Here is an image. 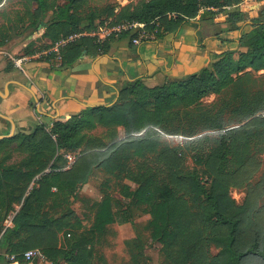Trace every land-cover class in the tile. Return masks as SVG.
<instances>
[{"label":"trees","instance_id":"obj_1","mask_svg":"<svg viewBox=\"0 0 264 264\" xmlns=\"http://www.w3.org/2000/svg\"><path fill=\"white\" fill-rule=\"evenodd\" d=\"M29 1L35 6L28 35L42 27L38 39L48 42L30 40L22 48L27 55L71 33L98 30L109 18L143 22L156 37L202 9L212 19L224 16L229 30L248 18L239 6L243 0H141L119 14L106 8L104 19L95 13L80 16L77 7L84 0ZM251 27L241 33V49L223 51L198 72L153 87L140 79L128 82L109 105L87 107L50 126L41 123L29 133L0 139V261L4 253L40 248L46 264H90V239L74 236L62 247L59 235L82 227L70 204L98 168L115 180L121 196L145 205L150 237L170 264H264V176L253 181L262 167L264 91L244 87L247 68L264 69V20L252 17ZM2 34L0 47L8 42ZM92 40L83 36L61 48L62 64L72 63ZM210 94L220 99L218 107L214 103L197 113L200 100ZM227 109L238 117L237 125L224 117ZM96 128L109 140L85 134ZM165 135L187 139L172 146ZM13 152L22 155L19 163L8 162ZM68 155L74 156L71 162ZM187 157L191 171L184 168ZM233 188L245 190L241 203L231 196ZM111 197L105 193L96 205L94 233L116 219ZM10 211L11 225L4 226ZM212 244L219 248L215 254Z\"/></svg>","mask_w":264,"mask_h":264},{"label":"crops","instance_id":"obj_2","mask_svg":"<svg viewBox=\"0 0 264 264\" xmlns=\"http://www.w3.org/2000/svg\"><path fill=\"white\" fill-rule=\"evenodd\" d=\"M247 1L239 5L248 18L238 23V29L229 30L224 16L212 19L202 9L176 30L139 44L132 43L128 33L102 41L93 38L69 64H62L60 50L81 38L58 51L55 42L30 55L16 54L27 44L9 52L7 42L0 47V139L29 133L41 123L50 126L87 107L109 105L128 82L140 79L153 87L200 71L223 51L237 48L241 33L251 28V18L260 15L262 3L254 8L252 0ZM146 30L151 32L147 26ZM40 34L31 39L36 45L48 42L38 39ZM11 57L21 59L20 67Z\"/></svg>","mask_w":264,"mask_h":264},{"label":"rangeland","instance_id":"obj_3","mask_svg":"<svg viewBox=\"0 0 264 264\" xmlns=\"http://www.w3.org/2000/svg\"><path fill=\"white\" fill-rule=\"evenodd\" d=\"M139 2L141 0H84L78 5L77 13L82 17L95 13L104 19L106 15L103 10L108 7H113L114 12L119 14L126 7H134ZM250 2L248 0L247 4ZM257 3H262L263 8L259 9L261 13L256 16L264 20V0H252L251 4L256 8ZM34 6V3L29 0H3L0 4V32H4L2 35L8 39L9 52L14 46L27 44L42 32L43 28L38 27V30L31 34V38L28 35L32 30L29 21ZM238 46L233 50L241 49L240 46L238 49ZM20 52H22V49L16 54ZM247 70H249L250 75L244 79V87L253 92L258 90L264 91V69L253 71L247 68ZM232 91L231 88L228 92L231 93ZM200 101L201 105L196 110L199 114L207 106L216 103V107H218L220 104V99L215 94H210ZM224 117L232 126L237 125L235 121L238 117L232 114L230 109L224 112ZM231 125L229 127H232ZM216 133L215 131L212 134ZM85 134L101 135L102 137L105 135L106 141L109 140L108 135L104 134L101 128L85 131ZM119 135L121 138L124 136L123 129L121 128ZM185 139V137L176 135H171V137L165 135L163 138V140L168 141L172 146H182ZM259 157L262 161V167L253 177V181L264 176V144ZM21 160L22 155L13 152L8 162L19 163ZM184 168L186 171H191L193 168V163L189 157L186 158ZM107 178H110V180L108 181V185H105L104 181ZM135 186V184H132L133 188ZM105 193H109L112 196L113 210L117 212L116 219L101 234H97L91 230V225L96 205L101 201ZM231 196L237 203H241L245 196V190L233 188L231 189ZM70 206L80 217L82 227L74 229L70 235L64 236L60 234V244L62 247H66L67 243L74 236L75 238L87 237L92 241V245L87 249L90 264H170L162 253L161 245L150 237L145 205H138L134 201L121 196L115 180L112 177H108L101 169L94 168L92 170L88 181L77 190L76 196L72 199ZM14 208L18 209V205H15ZM123 212L126 214V219L122 218ZM13 214L14 212L10 211L6 215L5 220L2 222L4 226L9 224ZM129 214L130 218L128 217ZM218 250L219 248L216 245H211V253L215 254ZM62 264L66 263L63 261Z\"/></svg>","mask_w":264,"mask_h":264},{"label":"built area","instance_id":"obj_4","mask_svg":"<svg viewBox=\"0 0 264 264\" xmlns=\"http://www.w3.org/2000/svg\"><path fill=\"white\" fill-rule=\"evenodd\" d=\"M131 34L132 35V43L139 44L143 39L148 37H154V31L150 33L146 30V24L143 22L135 21V20H123L120 22L112 23L111 18L106 20L104 24L98 29L94 31H81L76 33H71L65 38H61L55 44V50L58 51L60 46L66 45L68 42L73 41L77 38H81L83 36L93 37L98 41H102L106 38L112 36H119L121 34ZM13 63L20 67L21 59L11 57ZM171 137V135H167ZM183 137V136H181ZM187 139V138H186ZM68 160L71 162L74 157L73 155L67 156ZM11 225V219L7 226ZM3 261H0V264H44L48 263L46 256L41 251L40 248H29L23 251L20 255L13 253H4ZM20 256V258H19Z\"/></svg>","mask_w":264,"mask_h":264},{"label":"bare ground","instance_id":"obj_5","mask_svg":"<svg viewBox=\"0 0 264 264\" xmlns=\"http://www.w3.org/2000/svg\"><path fill=\"white\" fill-rule=\"evenodd\" d=\"M37 180V179H36Z\"/></svg>","mask_w":264,"mask_h":264}]
</instances>
